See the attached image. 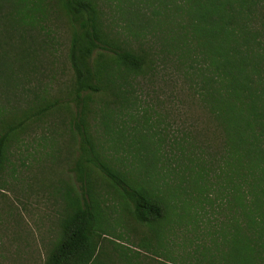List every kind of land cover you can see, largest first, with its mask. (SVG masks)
Returning <instances> with one entry per match:
<instances>
[{"label": "trees", "instance_id": "1", "mask_svg": "<svg viewBox=\"0 0 264 264\" xmlns=\"http://www.w3.org/2000/svg\"><path fill=\"white\" fill-rule=\"evenodd\" d=\"M162 2L163 18L157 23L164 42L196 64L199 98L215 122L218 139L215 160L193 159L173 173L179 176L174 184L162 178L166 157L161 161L162 149L148 132L134 139L141 151L134 153L129 168L97 136L96 120L114 131L115 113L137 106L132 79L145 76L153 63L150 51L108 19L105 1L0 0V174L14 140L57 110L71 111L70 129L79 144L71 167L76 182L56 189L65 204L61 232L43 264H171L163 256L176 255L187 264H209L210 251L214 264L216 238L230 246L227 262L221 264H264V0ZM133 13L139 20L145 16L142 8ZM52 16L68 26L71 36L68 100L42 97L25 108L4 103L1 94L30 65L37 46L49 50L48 39L38 36L42 29L50 35L42 22ZM131 34L137 35L133 29ZM215 168L226 174L230 215L209 228L206 243L202 218L192 213L204 203L213 204L206 191L209 171ZM102 183L109 187L106 194L98 188ZM109 195L117 199L111 208ZM194 201L202 204L193 206ZM126 221L145 228L137 241L124 236L127 230L116 231V226L127 229ZM187 226L201 228L191 250L193 239L187 237L185 245L176 239Z\"/></svg>", "mask_w": 264, "mask_h": 264}, {"label": "rangeland", "instance_id": "2", "mask_svg": "<svg viewBox=\"0 0 264 264\" xmlns=\"http://www.w3.org/2000/svg\"><path fill=\"white\" fill-rule=\"evenodd\" d=\"M104 1L108 19H112L116 28L132 35L137 46L142 44L150 51L153 63L145 76L132 79L131 95L137 106L115 113L114 131H107L104 124L100 125L99 119L96 120L97 136L107 151L116 152L125 161L123 166L129 168L136 159L134 153L141 151L136 150L138 142L134 139L148 132L149 138L162 149L161 161L163 154L166 157L167 175L164 172L162 178L174 184L179 176L175 177L173 173L182 171L180 168L190 165L193 159L199 157V160L214 161L217 157L215 122L199 98V77L193 73V65L196 64L187 61L170 44H165L157 23L163 18L161 14L165 6L162 0ZM136 8L145 12L140 20L133 13ZM136 21L139 24H133ZM42 25H47L46 30L49 27L50 35L42 29L38 37L48 39L49 50L37 46L38 52L30 65L17 74L13 86L6 90L7 95L1 94L4 103L8 100L9 105L25 108L29 102L38 103L42 97L68 100L73 73L68 59L71 37L68 26L54 16ZM132 29L137 35L131 34ZM72 107L75 110L73 102ZM99 117L103 119L100 112ZM70 119V110H57L31 123L11 145L9 160L0 174V264H43L48 250L60 235L59 218L65 204L56 189L66 182H76L71 167L79 154V144L71 132ZM210 164L205 163L211 168ZM161 170L165 171L163 166ZM209 174L210 186L206 194L214 202L202 204L194 201L193 206H203L193 208L198 215L197 211L192 213L202 218V239L206 243L210 239L209 228L214 229L220 220H228L230 215L226 205V174H220L219 168L209 171ZM98 188L104 190V194L109 189L103 183ZM108 197L107 205L111 208L117 199ZM125 223L127 229L116 226V231L125 233L127 230L129 235L125 233L124 236L131 241H137L144 235L141 229L145 228H139L133 221ZM195 229L193 226L183 228L176 236L178 244L185 245L184 240L189 237L193 243L188 250L196 247L201 228L198 231ZM229 249L228 242L216 238L213 263L227 262L224 256ZM211 254L210 251L209 264L212 262ZM163 258L171 264H187L177 255Z\"/></svg>", "mask_w": 264, "mask_h": 264}]
</instances>
